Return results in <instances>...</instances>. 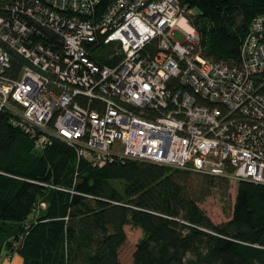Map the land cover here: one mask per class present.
<instances>
[{
    "label": "built area",
    "instance_id": "built-area-1",
    "mask_svg": "<svg viewBox=\"0 0 264 264\" xmlns=\"http://www.w3.org/2000/svg\"><path fill=\"white\" fill-rule=\"evenodd\" d=\"M101 1L0 0V110L36 146L61 138L94 165L131 157L264 183V13L227 60L202 53L180 0L99 13ZM102 40L111 63L91 51Z\"/></svg>",
    "mask_w": 264,
    "mask_h": 264
},
{
    "label": "trees",
    "instance_id": "trees-1",
    "mask_svg": "<svg viewBox=\"0 0 264 264\" xmlns=\"http://www.w3.org/2000/svg\"><path fill=\"white\" fill-rule=\"evenodd\" d=\"M180 3L202 53L215 59L240 58L252 20L264 13V0ZM114 48L102 40L91 51L111 63ZM11 60L16 70L24 58L13 50ZM234 182L230 218L216 223L200 203L227 195ZM127 226L141 230L131 264H264V183L131 157L94 165L61 138L36 146L0 110V252L17 251L24 264H127Z\"/></svg>",
    "mask_w": 264,
    "mask_h": 264
},
{
    "label": "rangeland",
    "instance_id": "rangeland-1",
    "mask_svg": "<svg viewBox=\"0 0 264 264\" xmlns=\"http://www.w3.org/2000/svg\"><path fill=\"white\" fill-rule=\"evenodd\" d=\"M117 183L119 187H122L121 181ZM235 184L236 183L234 182L231 185L227 195L223 197L219 193L214 195H209L200 203V205L207 211V213L210 215V217L214 222L220 223L230 218L231 208L229 207V204H233L235 198V194H236ZM224 207H227L228 209L225 210ZM140 236H141L140 229L127 226V240L123 244L120 251V257L122 261H124L125 263L127 264L132 263V253L135 248V243Z\"/></svg>",
    "mask_w": 264,
    "mask_h": 264
},
{
    "label": "crops",
    "instance_id": "crops-1",
    "mask_svg": "<svg viewBox=\"0 0 264 264\" xmlns=\"http://www.w3.org/2000/svg\"><path fill=\"white\" fill-rule=\"evenodd\" d=\"M4 249L5 248H3L0 252V264H24L23 256L17 251L9 254Z\"/></svg>",
    "mask_w": 264,
    "mask_h": 264
}]
</instances>
